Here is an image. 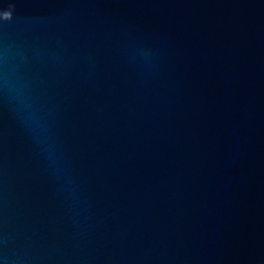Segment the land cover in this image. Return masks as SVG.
Instances as JSON below:
<instances>
[{"label":"water","instance_id":"95a60500","mask_svg":"<svg viewBox=\"0 0 264 264\" xmlns=\"http://www.w3.org/2000/svg\"><path fill=\"white\" fill-rule=\"evenodd\" d=\"M0 264H264V0H0Z\"/></svg>","mask_w":264,"mask_h":264}]
</instances>
